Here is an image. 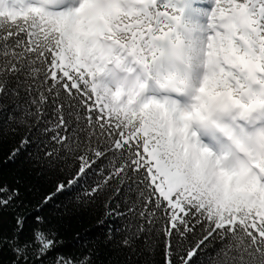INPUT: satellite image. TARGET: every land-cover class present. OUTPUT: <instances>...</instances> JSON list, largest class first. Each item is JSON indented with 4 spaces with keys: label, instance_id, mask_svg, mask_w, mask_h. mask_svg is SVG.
<instances>
[{
    "label": "snow or ice",
    "instance_id": "obj_1",
    "mask_svg": "<svg viewBox=\"0 0 264 264\" xmlns=\"http://www.w3.org/2000/svg\"><path fill=\"white\" fill-rule=\"evenodd\" d=\"M5 142L62 175L33 206L0 175V264H97L49 205L123 217L105 243L163 264H264V0H0Z\"/></svg>",
    "mask_w": 264,
    "mask_h": 264
},
{
    "label": "trees",
    "instance_id": "obj_2",
    "mask_svg": "<svg viewBox=\"0 0 264 264\" xmlns=\"http://www.w3.org/2000/svg\"><path fill=\"white\" fill-rule=\"evenodd\" d=\"M11 143L5 142L0 160L6 159ZM0 175H3L10 183L13 177H21L24 182L26 203L30 206L39 202L40 197L48 192L52 183L62 173L45 172L34 167L25 156L16 164L4 165L0 163ZM87 187V185H84ZM123 196L117 199L121 203ZM67 204L66 198H61ZM103 208L98 205L76 208L69 206L67 211L49 205L44 208L42 215L53 220L59 227L60 240L59 253L63 255L79 256L82 253L95 249L99 256L94 259L97 264H163L162 246L151 235L141 236L134 242L131 249L115 247V241L105 243V234L109 227L113 230L116 240L122 233H116V229L124 227L127 221L123 217H112L101 225L98 218L101 217ZM8 260V256L3 258ZM203 259V257H201Z\"/></svg>",
    "mask_w": 264,
    "mask_h": 264
}]
</instances>
